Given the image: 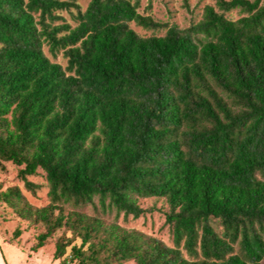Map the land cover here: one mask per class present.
Wrapping results in <instances>:
<instances>
[{
  "label": "trees",
  "instance_id": "trees-1",
  "mask_svg": "<svg viewBox=\"0 0 264 264\" xmlns=\"http://www.w3.org/2000/svg\"><path fill=\"white\" fill-rule=\"evenodd\" d=\"M132 22L162 26L130 0H91L84 12L77 0H0V165L23 166L25 180L43 170L51 199L17 208L24 195L13 187L0 203L44 225L34 252L72 231L81 243L57 241L61 264H262V0H216L198 23L164 36L142 37ZM45 44L64 52L65 68ZM152 197L170 207L173 247L64 213L97 208V199L103 211L137 218V200Z\"/></svg>",
  "mask_w": 264,
  "mask_h": 264
},
{
  "label": "rangeland",
  "instance_id": "rangeland-1",
  "mask_svg": "<svg viewBox=\"0 0 264 264\" xmlns=\"http://www.w3.org/2000/svg\"><path fill=\"white\" fill-rule=\"evenodd\" d=\"M138 6V13L145 17H151L155 22L162 24L160 28L145 29L135 22L130 24L140 36L150 37L152 35L164 36L168 29L177 26L180 29H186L193 24L198 23L203 18L204 10L207 6H215L216 0H130ZM91 0H77L78 5L84 12L89 6ZM264 4V0H262ZM73 13L76 11L73 9ZM232 18L238 19L241 16L239 10L230 14ZM62 16L72 27L77 25L69 12L64 11ZM243 16V15H242ZM62 21L57 24H62ZM46 55L54 62L61 64L64 68L67 66V58L63 51L57 52L54 56L47 44L44 46ZM23 166H17L11 162H2L0 165V191L4 192L10 188L18 187L24 195V204H29L34 209H40L48 206L51 202L49 197V184L46 173L39 169L34 176H27L26 180L19 174ZM26 182H31L36 186L34 190L28 189ZM97 208L89 205L82 208H75L71 205L64 206V213L81 212L90 217L102 218L108 225L117 224L127 231L141 233L148 237L156 238L168 246L173 247V236L171 226L167 223L166 217L170 212V207L163 198H139L137 204L143 210V213L135 218L133 215H125L123 212L117 213L115 209L103 211L96 199ZM16 207H11L0 203V245L6 256L7 264H61V260H54L56 243L61 238H71L72 244H80L81 240L74 237L72 231L66 227L58 230L54 236L49 239L46 246L39 251H32L37 243V236L45 231L42 223H35L33 220L20 216ZM55 212V214H57ZM212 227L218 234H222L223 228L218 221L211 222ZM20 229L21 236L14 237V232ZM235 253L238 252V245H234ZM71 247L67 250L70 254ZM185 257H189L185 250L182 251ZM122 264H136L134 261H127ZM264 264V261L262 262Z\"/></svg>",
  "mask_w": 264,
  "mask_h": 264
},
{
  "label": "crops",
  "instance_id": "crops-1",
  "mask_svg": "<svg viewBox=\"0 0 264 264\" xmlns=\"http://www.w3.org/2000/svg\"><path fill=\"white\" fill-rule=\"evenodd\" d=\"M0 264H7L6 256L4 255L1 245H0Z\"/></svg>",
  "mask_w": 264,
  "mask_h": 264
}]
</instances>
